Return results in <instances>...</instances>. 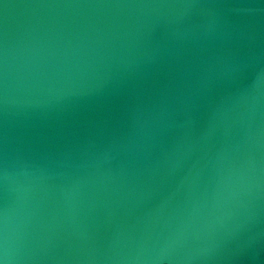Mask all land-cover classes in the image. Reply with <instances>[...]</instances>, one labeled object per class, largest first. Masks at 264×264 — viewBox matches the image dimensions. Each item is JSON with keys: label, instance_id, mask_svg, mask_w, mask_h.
Listing matches in <instances>:
<instances>
[{"label": "water", "instance_id": "95a60500", "mask_svg": "<svg viewBox=\"0 0 264 264\" xmlns=\"http://www.w3.org/2000/svg\"><path fill=\"white\" fill-rule=\"evenodd\" d=\"M5 264H264V0H0Z\"/></svg>", "mask_w": 264, "mask_h": 264}, {"label": "snow or ice", "instance_id": "6c2138e0", "mask_svg": "<svg viewBox=\"0 0 264 264\" xmlns=\"http://www.w3.org/2000/svg\"><path fill=\"white\" fill-rule=\"evenodd\" d=\"M0 264H5V261L3 259H0Z\"/></svg>", "mask_w": 264, "mask_h": 264}]
</instances>
